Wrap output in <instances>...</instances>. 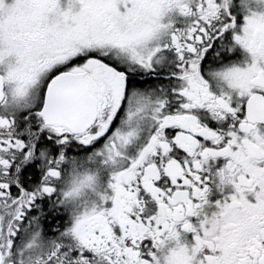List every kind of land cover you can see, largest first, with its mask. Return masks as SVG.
<instances>
[{
    "label": "snow or ice",
    "instance_id": "6c2138e0",
    "mask_svg": "<svg viewBox=\"0 0 264 264\" xmlns=\"http://www.w3.org/2000/svg\"><path fill=\"white\" fill-rule=\"evenodd\" d=\"M0 264H264V0H0Z\"/></svg>",
    "mask_w": 264,
    "mask_h": 264
}]
</instances>
